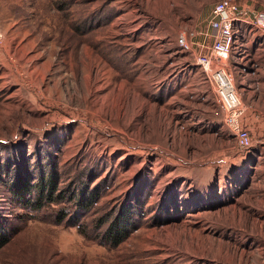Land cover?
<instances>
[{
	"label": "rangeland",
	"instance_id": "374dc122",
	"mask_svg": "<svg viewBox=\"0 0 264 264\" xmlns=\"http://www.w3.org/2000/svg\"><path fill=\"white\" fill-rule=\"evenodd\" d=\"M219 1L0 0V264H264V98L240 150L211 89L172 78L175 40L205 34ZM238 1L245 18L264 12ZM41 173L58 189L38 209L10 186ZM127 203L113 246L103 234Z\"/></svg>",
	"mask_w": 264,
	"mask_h": 264
},
{
	"label": "built area",
	"instance_id": "2783aa9c",
	"mask_svg": "<svg viewBox=\"0 0 264 264\" xmlns=\"http://www.w3.org/2000/svg\"><path fill=\"white\" fill-rule=\"evenodd\" d=\"M244 23L253 25V33L257 29L264 33V12H260L252 22L242 16L238 0H221L214 6L209 21L208 37L211 45L207 52H195L186 34H181L177 39L181 52L190 55L192 63L200 69L205 81L211 87L216 102L224 114V123L234 134L236 146L240 150L250 149L253 146V139L251 127L245 122L247 107L239 95L230 58L240 48L238 35ZM1 39L0 33V41ZM249 54L248 50L245 56L236 58L240 63L246 58L244 66H241V74L259 68L258 61L252 59ZM248 59L250 61H247ZM236 64L238 61L234 63L235 66Z\"/></svg>",
	"mask_w": 264,
	"mask_h": 264
},
{
	"label": "trees",
	"instance_id": "16d2710c",
	"mask_svg": "<svg viewBox=\"0 0 264 264\" xmlns=\"http://www.w3.org/2000/svg\"><path fill=\"white\" fill-rule=\"evenodd\" d=\"M39 179L31 178L29 175H22L12 179L11 191L13 195L27 204L40 209L46 202L53 200V193L58 189V177L56 174L45 175L41 173ZM37 180V182H34ZM97 187L92 190H82L80 196L75 198L74 205L81 210H86L92 204L98 202L99 193ZM62 194L58 195V198ZM134 210L130 204L124 205L109 222L108 227L103 234L104 239L116 246L124 241L131 229ZM65 218V217H64ZM63 218V219H64ZM10 231L3 218L0 216V249L10 241Z\"/></svg>",
	"mask_w": 264,
	"mask_h": 264
},
{
	"label": "crops",
	"instance_id": "0c3cea01",
	"mask_svg": "<svg viewBox=\"0 0 264 264\" xmlns=\"http://www.w3.org/2000/svg\"><path fill=\"white\" fill-rule=\"evenodd\" d=\"M256 17L257 16H255L253 19H250V18H247V19L253 22L256 19ZM209 29L210 27L208 24V30L206 31L205 34L197 36L194 32L190 33V36H191L190 40L195 45V47L193 46V49L195 52H207L208 51V47L211 45V40L208 37ZM244 39H245L246 46L248 47V50L250 53L249 55L251 56L252 59L258 61L259 68L256 71L245 73L241 80H240V77L242 76V74L240 75L238 71L236 72L235 74L236 76L234 77H235V83L237 85V88H239L240 85L243 86V87H240V90L241 89L244 90L243 93L247 96V99H246V102H244L243 100L242 101L244 102V105L247 107V112L251 115L250 117L253 119V115L256 114L258 110L252 106L251 103H254V102H251L250 99L253 98V100L260 101L262 100V98H264V33L257 29L255 33L247 34ZM175 42L177 43V40H175ZM178 51L181 52L180 48L179 50L175 49L171 53V55H175L174 60H172L171 65H174V64L176 65L174 69V72H175L174 77L172 78H175V77L180 78L179 81L185 85L191 84L193 86V84L194 85L197 84L199 85V89H198L199 91L201 89H205V90L211 89V87H209L208 83L205 81L204 75L202 74L200 69L196 67L192 63V61H190L191 60L190 55L184 53L185 55L182 54L179 57ZM247 61H250V59H248ZM244 64H245L244 61L241 60V66H244ZM256 81H258L259 87H256ZM207 97L208 99H211L209 95ZM246 120L247 119L245 117L246 124H248L251 127L252 123L250 122L251 123L250 124Z\"/></svg>",
	"mask_w": 264,
	"mask_h": 264
}]
</instances>
